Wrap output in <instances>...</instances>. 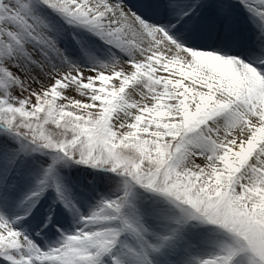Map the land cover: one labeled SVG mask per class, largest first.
<instances>
[{
	"label": "snow or ice",
	"instance_id": "snow-or-ice-1",
	"mask_svg": "<svg viewBox=\"0 0 264 264\" xmlns=\"http://www.w3.org/2000/svg\"><path fill=\"white\" fill-rule=\"evenodd\" d=\"M0 264H264V0H0Z\"/></svg>",
	"mask_w": 264,
	"mask_h": 264
}]
</instances>
